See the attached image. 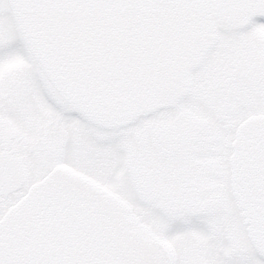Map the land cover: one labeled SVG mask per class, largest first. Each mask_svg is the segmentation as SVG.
Wrapping results in <instances>:
<instances>
[{
    "label": "snow or ice",
    "instance_id": "1",
    "mask_svg": "<svg viewBox=\"0 0 264 264\" xmlns=\"http://www.w3.org/2000/svg\"><path fill=\"white\" fill-rule=\"evenodd\" d=\"M0 264H264V0H0Z\"/></svg>",
    "mask_w": 264,
    "mask_h": 264
}]
</instances>
